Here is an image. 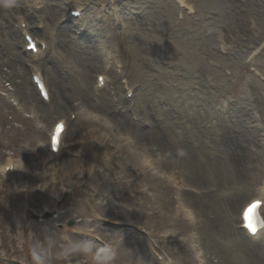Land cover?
I'll list each match as a JSON object with an SVG mask.
<instances>
[{"label": "rangeland", "instance_id": "374dc122", "mask_svg": "<svg viewBox=\"0 0 264 264\" xmlns=\"http://www.w3.org/2000/svg\"><path fill=\"white\" fill-rule=\"evenodd\" d=\"M186 4L0 0V168L21 163L1 178L0 264H200L196 252L205 264H264V234L238 228L264 182V0ZM78 6L81 20L70 17ZM25 29L48 45L38 61ZM60 119L68 133L53 155ZM145 150L161 173L137 157ZM89 210L123 227L88 237L94 227L77 221L94 220Z\"/></svg>", "mask_w": 264, "mask_h": 264}, {"label": "bare ground", "instance_id": "6f19581e", "mask_svg": "<svg viewBox=\"0 0 264 264\" xmlns=\"http://www.w3.org/2000/svg\"><path fill=\"white\" fill-rule=\"evenodd\" d=\"M77 3V2H76ZM72 10H74V9H72ZM107 80V79H106ZM97 84H98V82H97ZM48 89V88H47ZM48 93H49V90H48ZM41 100L43 101V99L41 98ZM44 102V101H43ZM77 114L78 115H82L81 113H79V112H77ZM66 133H67V131L63 134V138L66 136ZM106 136H108L107 134H102V139L100 138V140H105L106 139ZM101 137V136H100ZM141 137L142 138H146V133H143L142 135H141ZM110 138V137H109ZM90 140H92V139H90ZM88 147H89V149H91V152L94 150V147H95V144L94 143H92L91 142V144H88ZM63 149V143L61 144V150ZM127 149L128 150H130V152H132L131 151V149L127 146ZM61 150H60V152L59 153H61ZM129 152V153H130ZM123 155H125V154H123ZM126 155H128V154H126ZM130 155V154H129ZM150 156V154H148V153H145L144 155L143 154H141V153H138V155H137V157H139L140 158V161L142 160V163L144 164V166H146V167H149V168H151L154 172H156V175L157 174H159V173H161V170H160V168H159V165H158V161H157V159H155L154 157H153V155H152V158H150L149 157ZM263 158H264V154H263ZM117 160H120V158H118ZM93 161H94V159H93ZM110 164V163H112V160L111 159H109V160H107V161H105V166H108V163ZM120 162V161H119ZM104 164V163H103ZM113 166H114V168H112V170H111V172H112V176L114 177V176H116V174H117V172H116V169H119L120 168V164L119 163H113L112 164ZM8 166H10L11 168H13L14 167V170L16 169V167L17 166H20L21 167V163L20 164H17V165H15V164H12V165H8ZM13 166V167H12ZM20 167H18V170H17V173L19 172V171H21V168ZM20 174V173H19ZM7 175V172H6V168L5 167H3V168H1L0 169V178L2 177V176H6ZM112 182L110 183V184H108V185H111V186H113L117 181H118V178H115L114 180L112 179L111 180ZM0 184H1V181H0ZM258 193V191L256 192V194ZM257 197H260V196H257ZM256 198V197H255ZM256 199H258V198H256ZM254 200V199H253ZM101 208H98V210H100ZM90 211V213L89 214H91V215H93L94 214V211H92V210H89ZM121 215V214H120ZM120 215H118V217L120 216ZM100 216H102V217H107L108 216V214H101ZM98 217V216H97ZM189 219H191L192 221H194L196 218H195V216H194V214L191 212L190 214H189ZM100 221H103L102 219H100ZM104 223H107V222H105L104 221ZM80 226H83V227H87L88 225H92L93 227H95L94 226V224H93V222H91V221H87V220H81L80 221ZM96 227H104L103 229H102V231L103 232H106V229H105V225L103 224V225H98V223H97V226ZM118 227V226H117ZM121 227V226H120ZM100 228H98V230H99ZM244 233H245V231H243ZM30 235H29V233L27 232V231H25V237H29ZM87 236L88 237H90V234H87ZM111 238H112V236H111ZM252 239H254V238H252ZM28 240V239H27ZM71 240H69V242H70ZM195 247V246H194ZM73 250H74V248L73 247H71V246H69V251H71V256L74 258V256L75 255H77L76 253H75V251L76 250H74V252H73ZM195 250L197 251V248L195 247ZM83 253H86V251H84ZM82 253V254H83ZM75 254V255H74ZM196 257L200 260V264H205V262H204V259H203V256H201L200 254H199V252H196ZM88 261H90V260H88ZM89 263V262H88Z\"/></svg>", "mask_w": 264, "mask_h": 264}, {"label": "snow or ice", "instance_id": "6c2138e0", "mask_svg": "<svg viewBox=\"0 0 264 264\" xmlns=\"http://www.w3.org/2000/svg\"><path fill=\"white\" fill-rule=\"evenodd\" d=\"M63 131H64L63 123L57 124L55 128V132L52 137V148L54 151L59 149L60 138ZM247 227L252 231L256 230L255 225L251 220H249V222L247 223Z\"/></svg>", "mask_w": 264, "mask_h": 264}, {"label": "clouds", "instance_id": "9594fccd", "mask_svg": "<svg viewBox=\"0 0 264 264\" xmlns=\"http://www.w3.org/2000/svg\"><path fill=\"white\" fill-rule=\"evenodd\" d=\"M257 195L260 196L261 198H264V188H261L260 190H258Z\"/></svg>", "mask_w": 264, "mask_h": 264}]
</instances>
